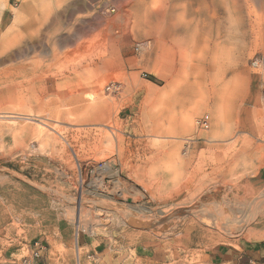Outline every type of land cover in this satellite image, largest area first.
Segmentation results:
<instances>
[{"label":"rangeland","instance_id":"rangeland-1","mask_svg":"<svg viewBox=\"0 0 264 264\" xmlns=\"http://www.w3.org/2000/svg\"><path fill=\"white\" fill-rule=\"evenodd\" d=\"M123 1L129 30L115 0H0V264L36 243L32 264H92L82 235L119 264H211L222 244L264 239L263 47L173 76L151 0ZM180 111L190 129L170 126Z\"/></svg>","mask_w":264,"mask_h":264},{"label":"bare ground","instance_id":"bare-ground-1","mask_svg":"<svg viewBox=\"0 0 264 264\" xmlns=\"http://www.w3.org/2000/svg\"><path fill=\"white\" fill-rule=\"evenodd\" d=\"M115 3L118 6L117 15L124 19L127 28L130 24L131 10L124 9L123 0H115ZM151 3L149 12L154 19L150 37L160 50L158 58L166 61L173 76L177 70L197 63H211L218 67L237 65L245 61V51L258 45L264 50V0H151ZM103 20V17H99L97 23ZM118 30L120 29L117 28V32ZM14 38L16 29H13L10 40L13 41ZM100 96V94L91 96V101L84 106L87 115L95 118L105 110L106 101ZM179 113V116L172 114L169 117L170 126L190 129L193 123L192 114L186 111ZM232 212L236 211L233 209ZM214 219L206 217L203 220L216 225Z\"/></svg>","mask_w":264,"mask_h":264},{"label":"crops","instance_id":"crops-1","mask_svg":"<svg viewBox=\"0 0 264 264\" xmlns=\"http://www.w3.org/2000/svg\"><path fill=\"white\" fill-rule=\"evenodd\" d=\"M85 259L92 264H119L115 262L114 251L103 242L93 243L89 235H82L77 240ZM112 251V252H110ZM211 264H264V239L222 244L210 252Z\"/></svg>","mask_w":264,"mask_h":264},{"label":"built area","instance_id":"built-area-1","mask_svg":"<svg viewBox=\"0 0 264 264\" xmlns=\"http://www.w3.org/2000/svg\"><path fill=\"white\" fill-rule=\"evenodd\" d=\"M112 86V85H111ZM110 86V87H111ZM209 116L207 114H204L203 116H201L199 119H198V126L203 129V130H207L210 126V122H209ZM105 165H103L104 167ZM42 246L38 245L37 243L35 244V247L31 253V258L28 259V260H24V263L25 264H32V260L33 259H37L41 256V251H42Z\"/></svg>","mask_w":264,"mask_h":264}]
</instances>
